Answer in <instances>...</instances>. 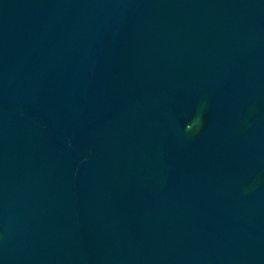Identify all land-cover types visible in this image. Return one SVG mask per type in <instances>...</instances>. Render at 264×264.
Listing matches in <instances>:
<instances>
[{
    "label": "water",
    "instance_id": "water-1",
    "mask_svg": "<svg viewBox=\"0 0 264 264\" xmlns=\"http://www.w3.org/2000/svg\"><path fill=\"white\" fill-rule=\"evenodd\" d=\"M0 264H264V0H0Z\"/></svg>",
    "mask_w": 264,
    "mask_h": 264
}]
</instances>
